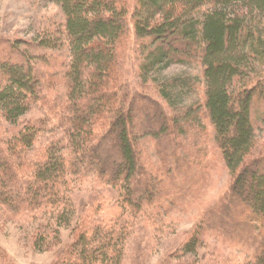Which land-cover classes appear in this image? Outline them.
I'll return each instance as SVG.
<instances>
[{
	"label": "trees",
	"instance_id": "obj_1",
	"mask_svg": "<svg viewBox=\"0 0 264 264\" xmlns=\"http://www.w3.org/2000/svg\"><path fill=\"white\" fill-rule=\"evenodd\" d=\"M53 2L64 26L38 46L56 49L66 43L71 61L60 74L45 73L41 91L33 73L43 69L34 58L11 53L2 59L0 120L14 127L32 105L42 104L63 137L34 152L44 126L12 134L0 128V214L23 223L44 221L37 240L55 239L61 228H71L61 264H122L134 226L162 228L168 214L159 202L163 173L143 162L141 139L167 142L171 177L174 166L179 173L193 166L196 175L202 169L204 152L192 164L189 148L180 144L196 121L200 124V105L186 114L178 108L185 90L195 91V81L170 86L149 81L156 69L198 60L204 68V108L232 181L205 207L201 229L181 252L196 255L205 230L215 231L216 241L234 233L241 237L239 245L254 246V264H264V140L257 138L253 119L264 115V74L255 68L264 66V0ZM131 29L140 59L134 84L125 70L131 61L124 59ZM219 253L215 248L206 264H240L232 255L216 258Z\"/></svg>",
	"mask_w": 264,
	"mask_h": 264
},
{
	"label": "rangeland",
	"instance_id": "obj_2",
	"mask_svg": "<svg viewBox=\"0 0 264 264\" xmlns=\"http://www.w3.org/2000/svg\"><path fill=\"white\" fill-rule=\"evenodd\" d=\"M134 1L131 0L133 4ZM64 23L62 10L53 0H0V61L11 53L15 58L17 54L34 58V64L43 69L40 74L33 73L34 79L39 82V89L44 91V74L68 66L71 54L66 43L62 46L58 45L56 49H46L39 47L38 42L42 38L55 36L59 29L62 30ZM130 32L131 49L126 52V56L129 53V58L124 59L126 64L128 60L131 61L129 67L125 65L128 67L125 70L129 73L130 82L134 84L140 59L134 52L138 45L137 40L132 29ZM255 68L258 74L260 72L264 74V66L260 68L257 64ZM203 71L200 61L194 60L185 65H173L162 72L156 69L150 73L149 81L158 86L174 85L181 80L195 81V91L185 90L181 101L178 102V108L181 113L186 114L190 109L197 108L196 105H200V124L195 120V130L189 131L185 141L181 138L180 144L186 146L187 150L189 148L191 158L189 161L192 164L194 158L198 160L201 158L200 152L203 151L201 159L203 165L199 175H196L193 166L185 170L186 173H179V169L174 166L171 177L168 173L172 165L169 164L165 154L167 142L148 137L141 139L143 162L153 170L155 168L163 173L166 187L162 193L163 199L159 202L165 210H168V214L164 219L166 224L162 228H157L160 227L159 224L152 228L145 224L134 226L127 238L126 254L122 264H206L213 259L211 255L215 252V248L220 251L216 258L221 254L225 257L232 255V259L240 264H246L247 260L249 261L247 264H254L251 260L254 246L248 249L245 245H239L238 241L241 237L234 233L225 235V240L220 238L216 241L213 239L217 236L214 235L215 231L205 230V236L201 235L205 243L201 245L196 255H186L181 252L185 241L196 230L201 229L198 221L205 207L210 205L232 181L220 151L216 148L214 128L204 108L206 86ZM150 82L149 87H154ZM54 83L57 84L55 81ZM148 94L161 103H166L155 90H149ZM257 108L259 106H256L255 110ZM191 114L193 115L194 112ZM191 114L186 117L190 123L194 120ZM253 119L257 138L264 140V115L261 113L259 120L254 115ZM36 124L46 129L44 128L36 138L34 152L42 151L43 147L50 143V139L60 140L63 137L42 104L32 105L29 112L14 127L0 120V128L8 130L11 134ZM186 130L188 131L189 128ZM192 181L194 184L191 183ZM20 220L21 218H16L12 214L9 217L0 214V264H61L58 257L72 241L71 228H61L60 235L55 239L43 241L37 240L39 238L37 229L44 221L30 219L23 223ZM229 238L232 240H228Z\"/></svg>",
	"mask_w": 264,
	"mask_h": 264
}]
</instances>
